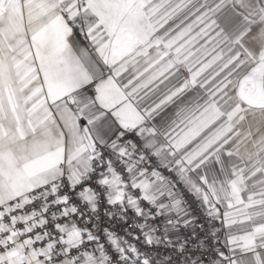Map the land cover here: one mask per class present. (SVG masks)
I'll return each mask as SVG.
<instances>
[{
    "label": "snow or ice",
    "instance_id": "1",
    "mask_svg": "<svg viewBox=\"0 0 264 264\" xmlns=\"http://www.w3.org/2000/svg\"><path fill=\"white\" fill-rule=\"evenodd\" d=\"M0 264H264V0H0Z\"/></svg>",
    "mask_w": 264,
    "mask_h": 264
},
{
    "label": "built area",
    "instance_id": "2",
    "mask_svg": "<svg viewBox=\"0 0 264 264\" xmlns=\"http://www.w3.org/2000/svg\"><path fill=\"white\" fill-rule=\"evenodd\" d=\"M189 203L191 204L193 214L199 216L200 213H199V209L197 208L196 204H195L191 199L189 200ZM199 222H201V221L198 220L197 223H199ZM129 226H130V225H129ZM116 231H117L118 233H120V234H123V233L120 231L119 226L116 228Z\"/></svg>",
    "mask_w": 264,
    "mask_h": 264
}]
</instances>
